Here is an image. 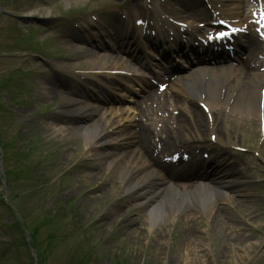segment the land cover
<instances>
[{
  "label": "rangeland",
  "instance_id": "rangeland-1",
  "mask_svg": "<svg viewBox=\"0 0 264 264\" xmlns=\"http://www.w3.org/2000/svg\"><path fill=\"white\" fill-rule=\"evenodd\" d=\"M2 1L0 103L4 109L0 110V124L7 154L2 163L3 170L11 171L12 182L7 184L4 180L0 165V264H15L16 254L25 264L30 260V249L22 244L20 232L10 227L17 217L22 225L26 223L27 228L23 229L26 234L34 233L44 264H264L263 130L259 126L252 130L237 125L236 143H232L225 123L224 131L210 132L205 140L200 139L204 144L202 151H208L207 147L216 152L224 149L238 160L241 178L234 179V187H230L234 190L229 194L238 192L254 199L247 211L241 212L239 208L231 213L233 224L243 223L248 236L254 235V248L247 257L233 261L232 253L240 247L234 241L220 240L214 230L207 232L210 227L200 223L207 213L196 210L184 213L179 209L177 218L182 219L179 227L177 223L167 226L162 223L151 228L150 211L123 188L126 172L109 167L97 152H90L84 132L70 135L56 132L75 123L59 113L62 103L59 97L48 98L41 93L42 82L59 79L54 71L60 68L51 62L82 68L80 51L109 43L99 40L102 30L108 26L115 33L127 11L113 10L119 3H113L114 0ZM129 1L131 4L124 6L137 12L146 8L144 3L138 5L139 0ZM75 7L86 8L78 15L81 19L64 14ZM36 15L52 19L41 21ZM122 25L123 31L126 27ZM80 28L89 30L80 32ZM65 31L76 32L85 43L80 41L78 47L65 44V39H72L71 33ZM32 37L37 39L31 40ZM19 48L28 51L17 52ZM12 49L16 52L9 55ZM7 79L11 80V86L5 85ZM63 85L62 90L78 97L74 89L80 86L76 81ZM214 134L226 142L213 141ZM112 138L118 140L116 135ZM238 146L245 150H238ZM1 155L3 151L0 164ZM88 175L92 176L90 180ZM103 180L104 187L96 189ZM124 200L128 201L121 205L123 214L116 217L112 209ZM10 206L15 215L9 211ZM253 211L254 221L250 220ZM131 218H137L133 227L132 221L128 222ZM192 218L197 219L191 224L197 236L187 243L176 233ZM219 251L223 254L218 255Z\"/></svg>",
  "mask_w": 264,
  "mask_h": 264
},
{
  "label": "bare ground",
  "instance_id": "bare-ground-1",
  "mask_svg": "<svg viewBox=\"0 0 264 264\" xmlns=\"http://www.w3.org/2000/svg\"><path fill=\"white\" fill-rule=\"evenodd\" d=\"M222 1L226 5L232 6L229 13L231 16L246 17L245 7L241 6L242 2L237 0ZM193 6L192 3H183V9L186 12H193L194 15L205 17L209 15L204 10L196 11ZM164 20L159 17L155 24L159 36L163 38H165V28L172 26ZM149 29L150 27L146 30ZM142 30L144 27L138 28L141 35ZM105 33L109 35V30L102 34ZM73 38L81 40L77 35H73ZM143 38L150 37L143 36ZM71 41H66V44L71 47L76 46L74 41ZM249 41L258 47L255 53H260V42L252 37ZM179 42V38H176L174 42L169 43L170 49L178 45ZM136 43L137 47L141 45ZM144 53L146 52L144 51ZM80 54L83 55L84 65L78 79L86 85L84 86L85 97L95 91L94 85L99 84L97 80L99 77H103L104 73L113 76L112 70H125L132 66V62L123 60L121 57L118 59L116 55L100 54L93 49H83ZM253 62L246 60L243 62L244 66L233 71L219 67L209 73L198 72L179 78L178 86L174 90V95L171 96H163L156 90H148L136 104L139 116L136 121L123 109L103 108L104 110L100 111L98 107L84 99L67 95L60 84L53 79H47L41 83V93L46 97L56 96L62 100L59 112L69 117L70 123L71 121L81 123L86 119H93L89 124L66 126V129L60 127L56 132L61 131L62 135L84 132L90 152H97L109 167L123 169L126 172V178L122 182L123 188L127 192H132L134 197L140 200L141 205L150 211L148 220L151 228L162 223L165 226L177 223L179 227L178 222L182 220L177 218L179 209H183L184 212L196 210L202 214L207 213L203 221L200 222L206 227H210L207 232L210 233L214 230L218 232V236L220 235V240L230 243L234 241L238 245L237 247H240L239 251L234 250L232 253L231 257L235 261L236 258L243 259L250 254L254 248V242H252L254 235L248 236L243 223L233 224L231 213L239 208L242 209L241 212L247 211L248 205L254 199L247 195L229 196L226 187H218L211 182L217 178L224 182L223 184L228 183L226 186L230 187L229 183L232 180L228 177L238 173L237 160H233L227 151H221L211 161L197 159L194 170L186 172L183 168L176 170L170 165H166L160 160L159 152L163 153L169 147H176L203 138L208 129L217 133L218 130H223L221 124L226 122L233 124L236 120L238 124H246V127L252 130L258 126L263 127L264 71H260L258 67L262 64L259 54ZM111 76L104 77L111 81L114 79ZM158 77L161 78V76ZM148 84L149 82L146 81L145 85ZM105 88L106 86H100L101 91H104ZM185 89L192 94V98L185 95ZM131 91H134L133 88ZM196 100L204 101L209 105L210 112L205 113L200 110L195 104ZM170 107L179 109V113H173ZM158 118L163 122L159 130L155 126ZM127 122H133L131 123L134 126L133 131H130ZM116 132L122 133L123 138H120L119 142H112L111 136ZM117 143L118 150L116 152L107 149ZM137 144L141 145L140 150L136 148ZM158 144H160V148ZM198 146L192 142L184 147L194 150ZM91 175H88L89 180L93 176ZM200 177L201 179H199ZM207 177H211V182L205 180ZM104 184H106L105 180L96 189L103 188ZM223 200L226 202L224 205H222ZM124 203H126L125 200L112 209L116 217L123 214L121 205ZM254 213V211L251 213L253 218L250 220L254 221L256 216ZM137 218H131L128 221L129 223L132 221L130 227L134 226ZM196 220L195 218L189 219L183 230L179 228L180 233L176 234L177 236L179 234L181 240L188 243L196 238L197 232L191 225ZM188 248L192 247L189 245ZM221 254L223 252L219 251L218 255ZM186 255L189 254L186 253Z\"/></svg>",
  "mask_w": 264,
  "mask_h": 264
}]
</instances>
